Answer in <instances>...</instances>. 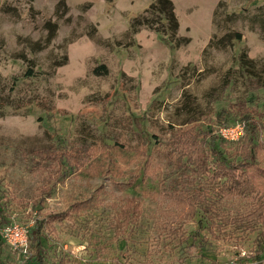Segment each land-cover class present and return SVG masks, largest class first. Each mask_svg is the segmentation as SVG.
<instances>
[{
    "label": "rangeland",
    "instance_id": "374dc122",
    "mask_svg": "<svg viewBox=\"0 0 264 264\" xmlns=\"http://www.w3.org/2000/svg\"><path fill=\"white\" fill-rule=\"evenodd\" d=\"M263 3L0 0V264H264L263 185L190 130L245 111L264 167Z\"/></svg>",
    "mask_w": 264,
    "mask_h": 264
},
{
    "label": "trees",
    "instance_id": "16d2710c",
    "mask_svg": "<svg viewBox=\"0 0 264 264\" xmlns=\"http://www.w3.org/2000/svg\"><path fill=\"white\" fill-rule=\"evenodd\" d=\"M106 1H111V0H106ZM257 10H264V3L258 6ZM233 37L238 39L240 37V32L234 31ZM176 44L177 42L170 44V45L172 46ZM237 60L240 66H242L245 70L252 71L253 69L252 64L254 60H252L251 58H248L246 56L245 51L241 50L239 52ZM91 71L97 74L106 73L107 68L104 63L99 62L91 68ZM25 73L32 74L30 69H26ZM250 73L253 74V72H250ZM226 114H227L226 109L221 107L216 113V119L220 121L221 124H226V122L225 123L223 122L226 119ZM237 120L241 121L243 124V131L241 135L236 139L238 141L237 145L238 144L239 145H238V150L234 154V157L236 158V156H239L237 161L228 160V158L224 154V149L221 148L222 146L220 147V142H222L225 139L222 136H220L217 132H215L214 128L207 127V126L204 128L194 127L190 129L191 132L194 133L195 135L198 134L199 144L200 142H202V145L200 144L202 149H200L199 151H196L197 154L195 155V160H198L199 162L200 159H203V162L204 161L206 162V159L204 160V158L206 157L207 154L209 155V152H210L212 153V156H214V160L218 159V161H222L223 163L222 165H225L226 167L234 168L239 165L244 167L243 171L245 173L244 175L245 178H248V181L249 182L251 181L254 187L263 185L262 188L264 189V180L259 179L260 176L264 177V175L261 174V172H264V167L254 164V161L256 159L255 156L257 155L259 145L261 144V142L258 141V138H257V134L259 133V130L261 129L260 123L254 120V118L251 117L245 111H241L238 114ZM195 135L194 137L188 136L186 138V141H188L189 139L190 142H193V143L197 142L196 140L197 138L195 137ZM188 155H191V153ZM126 206L127 208H130L132 210H137L136 208L137 205L134 204L132 201L128 202ZM128 215L130 216V214ZM42 225H43L42 222L38 221L36 224L34 233L32 232L29 234L30 237L32 235L34 236L36 247L39 246L40 244L38 238L40 235L39 229ZM29 236H28V239H29ZM258 256H259V252L255 254L254 258H258Z\"/></svg>",
    "mask_w": 264,
    "mask_h": 264
},
{
    "label": "built area",
    "instance_id": "2783aa9c",
    "mask_svg": "<svg viewBox=\"0 0 264 264\" xmlns=\"http://www.w3.org/2000/svg\"><path fill=\"white\" fill-rule=\"evenodd\" d=\"M243 124L237 120L231 124H222L217 126L215 132L226 139H234L241 135ZM3 235L7 238L11 247L16 251H25L27 245L26 229L18 224H8L2 228ZM235 264H258L255 261Z\"/></svg>",
    "mask_w": 264,
    "mask_h": 264
}]
</instances>
